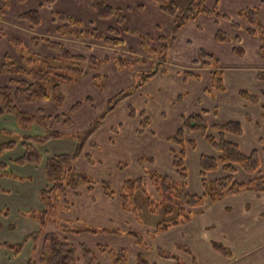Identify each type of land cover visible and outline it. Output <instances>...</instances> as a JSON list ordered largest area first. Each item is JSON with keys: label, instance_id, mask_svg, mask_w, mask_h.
<instances>
[{"label": "trees", "instance_id": "1", "mask_svg": "<svg viewBox=\"0 0 264 264\" xmlns=\"http://www.w3.org/2000/svg\"><path fill=\"white\" fill-rule=\"evenodd\" d=\"M153 1L157 4L160 11L174 20L171 29L172 33L167 40L169 45L173 44L179 29L188 22L194 21L198 16L227 19V17L218 14L216 8L205 7L206 0H192L180 12H178L173 1ZM261 3H264V0H261ZM91 7L99 19L113 18L119 25L124 23V12L117 8L113 9L104 0H91ZM239 16H244L251 26L247 27L246 34L251 37L257 36L261 39L259 49L264 60V25L256 23L258 16L253 9L242 10ZM23 17L29 21L32 28L38 26L40 22L39 14H37L36 10L23 13ZM55 17L64 23L74 24L77 27L81 26L79 21L73 20L65 13L58 12ZM232 25L235 28L238 27L236 24ZM65 28L66 31L64 33H59L65 36L70 35L68 25H65ZM124 31L137 35L133 30ZM82 35L92 37L104 45L112 47L121 46L122 44V40L118 37L117 29L114 28H109L108 33L104 35L96 32H82ZM79 36L80 33L76 34V37H72L79 39ZM140 38L143 39L141 36ZM36 40H42L46 47L54 52L55 62H64L65 66L53 67L50 63H46L45 70H35L34 66L42 62V60H39V55L20 57L19 60L22 61V64L5 61L0 65V75H20L22 77L18 80L11 78L9 79L10 85L0 86V118L5 116L15 118L16 125L22 131H27L31 126L45 128L46 122L51 118L45 116L41 111L36 115L19 111L18 104L52 101L55 105L62 106L64 101L62 85L72 84L75 80L89 73L81 68L85 58L70 52L61 41L49 38H36ZM232 40L234 42L240 41L237 36L231 38L222 31L217 32L215 35V41L218 43L231 42ZM141 44L148 51V46L143 40ZM166 49L167 46L163 45L161 52ZM233 51L238 55L243 54L238 48H234ZM201 58L200 61L192 62L191 70L197 68L206 69L210 75L211 89L218 92L225 91L226 86L224 85L222 71L216 59L209 53L204 52H201ZM159 60L156 69L152 68V71L146 75L140 74L141 83L133 88L136 92L139 91L144 83L152 80V77L157 73L166 71L164 67L163 69L159 68L160 64L161 66L166 64L164 57H160ZM118 61L123 67V60L118 59ZM104 62V60L89 57L88 69L97 70ZM191 70L184 72V79L191 77L198 81L200 76L194 74ZM257 78L259 81H264V73L259 72ZM207 92L210 94V91ZM130 94L121 91L118 95L109 99L107 101V109L97 120L91 122L85 131L69 136L70 139L76 141L72 153L46 156L40 150V147L46 143L62 139V134L52 129L45 130L44 133L40 134L25 133L17 141H0V178L24 180L23 177L15 175L9 169V166L25 167L30 165L35 168L42 166L45 176V185L38 194L41 209H32L29 212L21 213L26 218L35 220L39 228L25 236L20 242L13 244L2 243L0 244L1 247L8 249L15 256L22 252L27 243H32L36 250L38 247V258L34 255L28 259L26 264H101L99 263L97 252L101 254L108 253L112 257L113 264H127V253L124 251H111L106 246L98 245H95L96 248L93 249L84 243L76 245L70 241V236L78 235L79 233H114L117 236L127 235L133 237L138 246H143L137 230L136 232L135 230L122 232L117 228H109L107 226H102L99 229L83 220L63 224L57 213L70 210L74 205L72 199L80 196L83 190L91 192L98 187L110 202L117 200L119 205H121V210L125 213L135 214L140 203V206L147 210L150 215H161L158 223L151 227L153 235H156L188 222L196 211L204 209L208 203H215L227 196H237L249 191L259 194L264 192V171L261 172L260 169L264 166V148L254 149L247 153L242 152L239 144L230 139V137L243 136L242 124L234 120L209 126L208 122L205 121V113L207 111L182 116L181 125L167 139L173 146L170 150L172 157L170 169L172 171L167 170L163 173L157 170L154 168V158L144 155L139 157L136 163L140 174L133 179L122 180L119 190L113 189L112 185L106 181L96 183L88 174L82 172L77 164L82 159L86 164L95 165V160L86 151V147L89 146L91 149L98 150V145L92 142V137L104 126V121L108 114L115 111L119 104L122 103L121 101L130 97ZM238 97L252 105L258 104L262 111L261 119L264 120L263 92L252 94L245 89L238 92ZM81 105V103H75L71 111L79 109ZM127 113L129 119L139 118L141 120L139 134H142L145 128L150 125V120L146 113L136 112L133 105L130 104L127 107ZM54 119L60 121L61 118L56 116ZM246 119L252 120L249 115H247ZM63 121H65L64 124H68L69 120L64 118ZM256 128H260L259 121L256 123ZM118 129L119 127L111 128L113 136L118 135ZM6 132L8 130H0V137ZM195 133L204 139L212 151V154L201 153L196 159L203 190L201 194L187 191V180L189 177L187 154L190 150L195 151L197 149L198 145L191 138V135ZM20 141L23 146V153L17 158L10 159L7 163L3 162L1 160L2 156L7 151L15 149ZM110 142L112 144L114 139H110ZM259 142L262 146L264 145V139H259ZM125 166L122 163L118 164L117 169L122 170ZM240 173L250 179L248 181L240 180ZM214 174L213 178H209V176L212 177ZM0 191L4 192L2 189ZM7 211L5 210L1 214L6 215ZM47 224L53 225L56 230L46 231L45 227ZM211 246L215 252H218L223 257L229 258L232 256L229 249L218 243H212ZM176 249L191 255L188 248L177 246ZM156 253L159 258L173 260L176 264H180L177 256L172 252H164L159 248ZM135 262L136 264H156L146 261L142 254H137ZM192 263L195 264L194 259Z\"/></svg>", "mask_w": 264, "mask_h": 264}, {"label": "rangeland", "instance_id": "2", "mask_svg": "<svg viewBox=\"0 0 264 264\" xmlns=\"http://www.w3.org/2000/svg\"><path fill=\"white\" fill-rule=\"evenodd\" d=\"M104 1L113 9L117 8L124 12L125 19L124 23L120 25L121 29H126L129 31L133 30L135 33H137V35L131 34L129 32L124 33L118 27L113 18L104 20L99 19L91 7V0H0V22L3 19L4 23H7L8 25L14 24L15 26L22 27L21 25L29 24V27L32 28L29 21L26 18H22L20 16L25 12L36 10L37 14H39L40 22L38 26H35L32 29H27L29 33L34 35V38H54L56 29L59 28V32L64 33L66 31L65 25H68L71 36L76 37V34L80 33L78 41H86L88 45L92 44V46L97 40L92 37H85L82 35V32H96L104 35L108 33L109 28L117 29L118 37L122 40V44L121 46H117L115 48V54L111 52L105 53L108 57H111L112 60L115 61V66L117 68L116 70L110 66L112 65V60L109 61L110 63L104 66L101 65L102 67L98 68L97 70H89V57L93 56L98 60H102L104 56L103 52L95 48H93L91 52H87L84 48L70 45V49L67 48L70 52L73 50V54L85 58L81 68L87 70L89 73L87 74V77L84 75L78 80H75V82H72V84L62 85L61 89L64 96L62 106H57L52 101H38L36 103H27L24 105L18 104L17 106L19 111L25 113L29 112L35 115L41 111L45 116L51 118L46 122L45 128H40L38 126L37 128L39 130L35 133L40 134L45 130L52 129L62 134L63 140H52L40 148L43 153L55 155L57 153H71L74 151L73 149L76 141L69 139V136L74 135V133L85 131L91 122L97 120V118H99L107 109V101L109 99H112L121 91L126 94L131 93L130 97L124 100L127 101V103H120L115 111L108 114L104 121V127H102L104 129H102L101 132L99 131L94 137V142L98 145V150L92 149L90 150L89 154L94 160L102 161V165L92 166L86 164L83 161L78 163L82 172L88 174V176L91 177L96 183H99L100 181H106L112 185L113 189L119 190L122 180L133 179L135 176L140 174V171L135 167L136 165L132 163L129 157L126 156V152H123V149L120 148L129 138L127 128H130L135 123L131 121L132 118L128 121L123 111L125 109L127 110V106L130 104L134 106L135 110L139 106H142L139 99L137 98L136 90L133 89L134 86L141 83L142 79L140 74L146 75L152 71V68L156 69L158 67L157 62L160 61V57H164V60L167 64L181 67H186L187 65L192 66V61H200L202 59L201 52L207 54L209 53L217 60L218 63L224 64L228 67H263L264 60L261 57V50L258 49V47L261 45V39L257 36L251 37L246 34V29L250 25L244 16H239V13L242 10L253 9L258 16L256 23L259 25H264V3H261V0H206L204 5L205 7L210 9L216 8V12L227 17V19L199 16L194 21H190L181 27L176 35L175 40L173 41V44L169 45L167 40L172 33L171 29L174 20L170 16L160 11L157 4L153 0ZM167 1H173L175 7L178 9V12H180L192 0ZM137 5H140L139 8L142 9V17L139 14H135L136 9H138ZM58 12L66 13L68 17L70 16V18L73 20L79 21L81 26L77 27L74 24H67L60 21L54 15ZM232 24H236L238 27L235 28ZM196 25L199 26V29L196 28L195 30L194 26ZM219 31L228 34L231 38L237 36L240 41L234 42L232 40L231 42L218 43L215 41V35ZM18 32L14 30L11 31V29L0 24V65L2 64L3 60L1 55L6 53L7 58H4V61L17 64H22V61L19 60L20 57H34L38 54L39 60H42V62L34 66L35 70H45L46 63H50L53 67L65 66L64 62H55L54 52L47 49L45 43L42 40H40L38 44L32 45L29 43L27 34L23 35L21 34V31ZM140 36L143 37V39H141ZM8 38H16L20 41V43L10 46L6 41ZM142 40L147 44L148 51H146L141 44ZM163 45L167 46V49L161 52ZM234 48L240 49L243 54H236L233 51ZM227 51L229 52L230 56ZM259 57H261L260 60ZM118 59L123 60V67L121 63H119ZM165 65L161 66L160 64L159 68L163 69ZM258 69L263 70L261 67ZM169 70L171 69L167 68L165 71L167 75H170V73H168ZM95 74H98L100 77L89 80L91 77L90 75ZM11 78L18 80L22 77L20 75H0V86L10 85L9 79ZM146 83H144L142 86H146ZM246 90L249 91L252 89L248 87ZM151 97L152 94L150 92L147 93V99L149 101ZM75 103H81L82 105L79 109L71 113V108L75 105ZM167 105L168 107H172L169 101H167ZM145 111L146 116H148V109L146 108ZM56 116L61 118L60 121H56L54 119ZM7 117L9 116L2 117V122H5ZM64 118L69 120L68 124H63ZM10 120H8L9 122H7V124H10ZM111 126L119 127L121 131L120 137H124L120 140H114L113 144L111 145L112 147H110L107 143V140L110 136L108 128ZM3 127L0 126V128ZM20 135L21 133L18 131L16 132L13 127L8 126V132L0 137V141H17ZM22 151L23 149L17 145L15 149L7 151L1 159L3 162L7 163L10 159L17 158L19 155H21L23 153ZM121 163L125 164L126 166L123 167L122 170H118L117 165ZM14 168L16 169H14L13 172L18 177L21 176L20 174L25 173L26 171L21 167ZM187 168L189 173L195 171L194 160H190ZM260 169L261 172L264 171V166ZM162 170V172L165 173L164 170L166 169L164 167ZM239 177L242 181H248V179H250L241 173ZM30 180L31 179L25 178L23 181L29 182ZM19 185H21L20 180H0V187L4 188L5 193L4 194L3 192H0V209L14 207V205L19 202L18 200L21 199V195H24L28 199L33 197L32 194L35 191L34 189H36L34 184H27V194L25 193V189H23V187L19 189V191L15 190L14 186ZM32 187L34 188L32 189ZM32 200L27 202L30 204ZM27 202H20L18 208L23 209V211L25 209L27 210L31 208L27 206ZM59 214L61 213H57L58 217ZM125 214H128L127 216H132L135 219V223L130 222V227L123 229L122 232L128 230H135L136 232L137 230L139 236L142 239L141 244L143 246H138L137 244V246H134L129 241L130 239L135 241L133 237L122 235V237L126 238L118 239V237H116L117 235L114 233L107 234L103 232L98 234L79 233L78 235L70 236V241L76 245L79 243H84L90 248L91 246L98 245L106 246L111 251H124L127 253V264H130V258L134 255H137V253L142 254L146 261L151 262L150 254L153 252L151 240H159V237L162 236L163 238L164 235V232L153 235V230L151 227L158 223L161 215H150L147 210L140 206V203L135 214L130 212ZM15 218L20 219V216ZM93 225L99 229L102 227H100L98 223ZM173 228L175 227L170 229ZM117 229L121 230L119 227ZM31 232L32 231L25 226L21 229L18 228L17 230L11 231L10 233H7L6 230H0V242L11 241L12 243H15L19 241L22 236H25ZM177 239L178 242L175 245L176 247L183 246L184 248H188L190 252L191 250H195L191 244L182 245L184 243L180 241V237L178 235ZM163 242H165V238L162 239V243ZM134 248H136L137 251H135ZM160 249H162L164 252H172L176 256V253H185L184 251L178 250L176 248H171L168 250L164 246L160 247ZM30 254V250H25L22 254V257L26 258ZM97 256L99 263L101 264L112 263V257L108 253L101 254L97 252ZM31 257L32 255L29 258ZM177 258L180 264H191L187 256L181 255L177 256Z\"/></svg>", "mask_w": 264, "mask_h": 264}, {"label": "crops", "instance_id": "3", "mask_svg": "<svg viewBox=\"0 0 264 264\" xmlns=\"http://www.w3.org/2000/svg\"><path fill=\"white\" fill-rule=\"evenodd\" d=\"M137 6L138 9H136L135 14H139L142 17V9L139 8L140 5ZM22 16L23 15L20 17ZM3 23L4 21L2 19L0 22L1 25L11 29V31H21V34H27L28 36H26L29 38L30 44H38L39 41L33 37L34 35L27 31V29H32L29 27V24H24L21 25L22 27H18L14 24L8 25L7 23ZM117 25L118 27L120 26L118 23ZM119 28L121 29V26ZM196 28L199 29V26H194L195 30ZM124 30L126 29H123L122 31L127 33ZM54 36L55 37H51V39L61 41L68 49H70L69 46L72 45L84 48L87 52H91L93 48L102 51L104 54L102 60L105 61L101 64L102 66L110 63L109 61L112 60V58L108 57L105 53L111 52L115 54L116 47L104 45L99 41H95L93 46L92 44L88 45L86 41L79 42V39H75L72 36L69 37L61 35L59 33V28L56 29ZM6 41L10 46L20 43V41L16 38H8ZM5 57L6 53L1 55V58L3 59L2 64L5 62ZM260 59L261 57H259V60ZM111 64L112 65H109L116 70L115 61L112 60ZM218 66L222 71L224 85L226 86L225 91L223 92L211 89L210 75L206 69L197 68L191 70V66L188 65L186 67H181L167 63L164 69H171L168 71L170 75H167L165 72H159L152 77V80L147 81L146 86H142L139 89L137 92V98L142 106L136 108V111L140 113L146 112L145 109L147 108L149 112L147 117L150 120V125L145 128L142 134H139L138 131L141 120L139 118L131 119V121L135 123L130 128H127L129 138L120 148L123 149V152H126V156L131 159L132 163L136 165L139 157L147 155L154 158V168L157 170L163 171L162 169L164 167L166 169L164 172L167 170L172 171V169H170L172 159L170 150L173 146L167 139L172 136L181 125L180 120L182 116H188L189 114L199 113L202 111H207V113H205V121L208 122L209 126L213 124H223L234 120H237L242 124L244 131L243 136L235 138L230 137L233 142L239 144L242 152L247 153L254 149L264 148V145L262 146L259 142V139H264V120L261 119V108L258 104L252 105L244 102L240 97H238L239 91L248 89L249 87L252 89L249 91L253 94L263 92L264 98V81H259L257 78V74L259 72L264 73V66H256L255 68L249 66L228 67L221 63H218ZM260 67L263 68V70L258 69ZM188 70H191L194 74L199 75L200 79H198V81L191 77L184 79L183 74ZM85 76L87 77L88 75ZM90 76L89 80L100 77L98 74ZM207 91H210V94ZM149 92L152 94L150 101L147 99V93ZM167 101L171 103L172 107H168ZM123 103H127V101H124L121 104ZM73 111H71V113H73ZM123 113L129 121L130 119L127 110L125 109ZM247 115H249L252 120L246 119ZM8 120H10V124L13 125H10L9 123L7 124V122H9ZM257 121L260 122V128H256ZM64 123L65 121H63V124ZM0 126H4L3 128H0L1 131L8 130V126L13 127L16 132L18 131L21 133L20 136H23L25 133H35L39 130L37 126H31L27 131H22L19 126L16 125L15 118L13 119L11 116L7 117L5 122H2V119L0 118ZM113 127L117 126H111L108 128L110 136L107 143L110 147H112L111 145L113 144H111L110 139L120 140L124 138L123 136L120 137V129H118V135L113 136L111 133V128ZM40 128L42 127L40 126ZM102 129L104 128H101L99 131L101 132ZM97 133L92 137V142H94V137ZM191 138L198 146L195 151L190 150L187 154L188 164L190 160H194L195 168L194 172L189 173L187 191L190 193L201 194L203 190L201 179L199 177L198 161L196 159H198L201 153L212 154V151L199 134L195 133L191 135ZM18 145L23 149L21 141ZM90 150L92 149L87 146L86 151L90 153ZM46 156L51 155L47 153ZM82 161L83 160L80 159L78 163ZM95 165H102V161L95 160ZM77 166L79 167V164ZM135 167L139 170L137 166ZM21 168L26 170L25 173L20 174L21 177L31 180L29 182L20 180L21 185L14 186L15 190L19 191V189L23 187V189H25V193L27 194V184H34L36 189H34V192L32 191L33 200L32 198L28 199L24 195H21V199L18 200L19 202H17L14 207L0 209V230H6L7 233L17 230L18 228L21 229L24 226L30 229L32 231L31 233L39 228V225L35 220H30L21 213L29 212L32 209H41L38 194L45 185L43 167L41 166L39 168H35L30 165ZM9 169L13 172L16 168H14V166H9ZM214 176L215 174L212 177L209 176V178H213ZM8 179L10 178H0V180L6 181ZM33 188L34 187H32V189ZM0 189L4 190L2 187H0ZM0 192L2 193V191ZM31 200L33 203L31 202L29 204L27 201ZM20 202H27V206L31 208L27 210L25 209L24 211L23 209H19L18 205ZM72 202L74 205L70 210L62 211L61 214H59V218L62 219L63 224L83 220L89 224L98 223L100 227L104 225L111 228L119 227L121 229L120 231H123V229L130 227V222L135 223V219L132 216H127L128 214H125V212L121 210V205H119L117 200L110 202V200L105 197V195L101 192V189L98 187L91 192L83 190L80 196L72 199ZM5 210H8L6 215H2L1 212ZM19 216L20 219L15 218ZM45 230L55 231L56 229L53 225L47 224ZM177 235L180 237V241L184 243L182 245L191 244L193 248H195L194 251L191 250V255L181 252L179 254L176 253L177 256H187L191 264H193V259L195 260V264H264V192L259 194L249 191L237 196H227L215 203H208L204 209L196 211L194 216H192L188 222L173 229L164 231L163 238H165V242L162 243V236L159 237V240H151L153 252L150 254V261L152 263L176 264L173 260H164L159 258L156 250L163 246L168 250L176 248L175 245L178 242ZM25 236H22L21 239ZM116 237H118V239L126 238L122 236ZM21 239L15 243L20 242ZM129 241L134 246H137L135 241L132 239ZM2 243L10 244L12 242H0V244ZM212 243H218L226 249H229L232 256L226 258L218 252H215L211 246ZM91 248L94 249L96 246H91ZM25 250L31 251V254L27 256L28 258L22 257ZM134 250L137 251L136 248H134ZM38 252L39 248L37 247L36 250L32 243H27L18 256L13 255L11 251L0 246V264H26L31 255L32 257L35 255V257L38 258ZM136 256L137 255H134L130 258V264H136Z\"/></svg>", "mask_w": 264, "mask_h": 264}]
</instances>
